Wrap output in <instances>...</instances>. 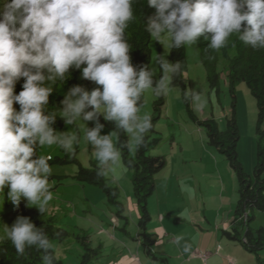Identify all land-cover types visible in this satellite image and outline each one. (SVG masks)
Returning a JSON list of instances; mask_svg holds the SVG:
<instances>
[{
	"label": "clouds",
	"instance_id": "obj_1",
	"mask_svg": "<svg viewBox=\"0 0 264 264\" xmlns=\"http://www.w3.org/2000/svg\"><path fill=\"white\" fill-rule=\"evenodd\" d=\"M133 2L0 3V203L7 201L18 209L21 201H26L27 207L34 205L43 216L54 194L50 157L39 152L44 146L57 145L74 154L80 128L97 161L98 177L107 175L125 149L133 152L145 143L153 123L150 116L139 114L144 93L151 90L155 96L167 95L174 87V77L181 76L185 67L179 61L169 62L164 55L152 65L139 69L132 65L126 33L136 21ZM147 4L156 12L148 18L145 30L161 44L170 39L171 49L197 45L203 37L210 41L205 51L216 52L227 47L234 34L251 48L264 49V0H147ZM73 68L81 71L82 79L102 87L89 91L72 86L56 111H49L53 85L63 84ZM158 72L160 78L155 79ZM21 79L22 90L16 94ZM184 99L196 111L208 105L197 89L185 90ZM100 116L114 122L115 130L101 135L104 124ZM58 118L72 128L55 130ZM86 122H94V127L89 128ZM121 133L128 134L123 143ZM2 225L17 255L34 247L42 254V264H55L49 234L29 217L18 215L11 226ZM4 238L0 236V240ZM181 239L176 238L177 242ZM245 241L241 237L240 242ZM190 248L186 243L183 250L187 253ZM198 256L205 260L204 253Z\"/></svg>",
	"mask_w": 264,
	"mask_h": 264
},
{
	"label": "rangeland",
	"instance_id": "obj_2",
	"mask_svg": "<svg viewBox=\"0 0 264 264\" xmlns=\"http://www.w3.org/2000/svg\"><path fill=\"white\" fill-rule=\"evenodd\" d=\"M3 3V0H0ZM161 44V43H160ZM170 39H165L161 44V56H167L169 60ZM151 60L154 64L158 57V49L151 39ZM186 60L188 70L185 73L187 89H197L207 98L208 105L202 111H196L191 106L192 112L199 120L213 117L220 131L225 129L226 119L231 115V102L233 100L227 82L222 78L220 92L217 95L210 91L205 70L199 61L198 49L195 45L186 46ZM159 68V65H155ZM157 73L156 77H159ZM58 93L64 96L68 88L57 87ZM165 96V104L161 113L157 116L155 132L151 138H158L149 153L153 156H162L165 166L156 174V185L153 194L148 199V208L152 215L148 232H154L157 222V211L164 212L173 208L178 213L173 224L180 225L187 230L192 211L209 210L226 211L227 198L233 197L231 207L235 206L238 199V184L232 168L225 157L207 144L206 131L198 127L186 112L182 101L183 90L174 86ZM236 119L239 128V140L236 151L238 158L247 174H252L256 164L255 131L257 119V107L254 98L249 93L243 82L235 85ZM154 94L151 90L144 93V106L139 113L141 116H150L153 112L152 103ZM190 103V102H189ZM191 105V104H190ZM89 128L94 127V122H86ZM72 126L63 124L59 132L69 131ZM113 130L104 125L101 135L111 133ZM80 143L77 145L76 157L85 166L97 164L93 151L83 138V129H79ZM114 142H116L114 138ZM66 153V152H65ZM134 151L130 154L133 155ZM47 157H63L64 152L57 146H44L39 152ZM52 175L67 176L62 178L60 185L56 180H50L51 191L54 198L49 202L47 212L51 222L57 226H64L69 231V237L62 242L53 241V250L56 258L63 264H79L81 248L77 244L74 234L82 230L90 236L93 247L99 242L104 247L103 253L92 261L93 264H105L108 259L114 260L118 250L114 241L134 238L137 233V216L133 210L137 208L132 192L130 174L121 160L105 175L106 183L111 187H117L119 201L124 206L123 215L127 217L128 224L116 214L117 207L106 200L103 192L95 187L85 186L72 181L70 176L76 172L73 164L50 165ZM54 187V188H53ZM222 196V197H221ZM130 198V199H129ZM131 200V203H129ZM10 202L0 203V221L8 225V212L13 208ZM34 206V205H33ZM130 207V208H129ZM136 210V209H135ZM134 213V214H133ZM134 215V216H133ZM0 222V236L5 237L3 225ZM117 227V229L115 226ZM124 225L127 234L118 228ZM98 230H104L99 232ZM110 235L116 239H111ZM155 249V247H154ZM146 258L141 253V259Z\"/></svg>",
	"mask_w": 264,
	"mask_h": 264
},
{
	"label": "trees",
	"instance_id": "obj_3",
	"mask_svg": "<svg viewBox=\"0 0 264 264\" xmlns=\"http://www.w3.org/2000/svg\"><path fill=\"white\" fill-rule=\"evenodd\" d=\"M132 9L136 21L130 24L126 33V39L131 45V50L129 52L131 63L134 67L139 69L140 66L150 65V44L152 37H150V34L145 29L148 18L155 15L156 9L150 7L147 4V0H134ZM243 26L244 25H242V28ZM154 42L158 49V56H161V44L155 40ZM209 42L210 41H206L201 37L195 46L198 49L199 61L205 70L210 91L217 95V93L220 92V81L224 78L231 92L233 98L230 106L231 115L226 119L225 129L220 131L213 117L205 120L197 119L192 112L190 103L184 99V96L182 101L189 118L195 122L198 127H203L205 129L207 144L214 147L219 154L225 157L237 180L238 199L233 209L231 227L229 231L227 230L223 233L230 239L239 241H241L240 237H244L246 239V241L242 243L244 249L251 254L263 252L262 260L260 259L258 262L259 264H264V227L252 228L250 226L257 213H264V49L251 48L249 45L240 41L235 34L230 37V42L227 47L216 52L205 51ZM177 61L184 63L185 71L181 76L174 77L173 86L181 87L184 95V91L186 90L184 76L188 70L186 46L185 48L171 49L169 45V62L175 63ZM84 66L86 65L82 67ZM67 75L68 78L63 84L53 85V94L49 97V111H56V107H59L60 102L63 100V96L58 93V86L69 89L72 86L80 85L89 91L96 87H102L96 85L94 82L82 79L80 70L74 68L70 69ZM159 78L160 76L155 77V79ZM23 82V79H21L17 83L15 88L16 94L22 90ZM240 82L246 85L257 107L255 126L257 134L256 164L250 175L244 171L236 151L240 134L236 119L235 85ZM164 104V95H154L152 108L154 109L153 112H156L150 115L153 128L145 134V143L134 151L133 155L125 149L120 159L123 166L131 171L130 180L132 192L138 211V218L136 221L137 233L134 238L129 239L138 241L144 255L150 260L158 262H164V258H159L155 255V252L151 251V248L156 243V238L154 234L148 232V224L150 222L148 199L155 190V176L164 168L165 159L162 156H153L149 151L154 148L155 143L159 141L158 138H151V136L155 132L157 116L161 113ZM14 107L17 110L19 109V105H14ZM99 121L109 129L115 130L114 122L104 121L102 116L99 117ZM63 124L64 121L58 118L53 127L55 130L59 131ZM127 139L128 134H120L119 140L121 143ZM77 151L78 148L76 145L74 154L65 153L63 151V157H50L48 162L50 165L73 164L76 167V172L70 176V179L81 183L83 187L87 185L101 190L108 203L117 207L116 214L124 221L126 226L128 220L127 217L122 214L124 206L119 201L118 188L109 186L105 181V176H97V164H90L89 167H85L76 157ZM64 177L67 176L51 175L49 179L56 180L57 185H60V181ZM26 203V201H21L18 209L13 206L8 212L9 226L12 225L18 215H22L29 217L36 227L43 228L45 232L49 234L52 242H62L69 237V231L64 226H57L51 222L47 210L42 216L35 206L30 205V208L26 206ZM114 229H117V227ZM118 229L124 234H127L124 225ZM56 233L60 235L57 237L55 235ZM74 237L81 248L79 264H93L92 261L99 257L100 253H103L102 249L104 246L98 242L97 245L93 247L90 236L86 232L80 230L74 234ZM41 255V252L33 247L26 249L23 256H19L16 254L14 247L11 245L10 241L7 240L6 236L3 240H0V264H42ZM55 264H63V262L55 256Z\"/></svg>",
	"mask_w": 264,
	"mask_h": 264
},
{
	"label": "crops",
	"instance_id": "obj_4",
	"mask_svg": "<svg viewBox=\"0 0 264 264\" xmlns=\"http://www.w3.org/2000/svg\"><path fill=\"white\" fill-rule=\"evenodd\" d=\"M232 202L233 197H228L229 208L226 211H192L187 230L173 224V220L178 216L173 208L164 212L158 210L157 222L160 225L154 227V232L151 233L156 238L151 251L159 258H164V262L152 261L148 257L141 259V253L144 255V252L138 241L131 240L133 243H129L122 238L114 241L119 251L118 255L114 260L108 259L105 264H259L263 252L251 254L244 249L242 242L230 239L223 233L229 231L231 227L234 209L230 206ZM135 209L133 207L135 216L138 217L137 208ZM151 219L150 214L148 225L151 224ZM250 226L264 227V213H257ZM177 237L183 239L177 242ZM110 238L116 239L113 235H110ZM186 243L191 246L190 252L187 253L183 250ZM200 253L206 255L205 260L198 256Z\"/></svg>",
	"mask_w": 264,
	"mask_h": 264
}]
</instances>
